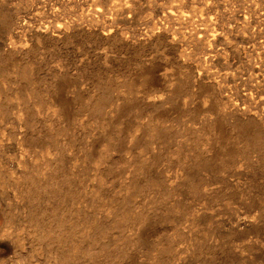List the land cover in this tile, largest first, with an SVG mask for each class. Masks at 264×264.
<instances>
[{
    "label": "rangeland",
    "instance_id": "374dc122",
    "mask_svg": "<svg viewBox=\"0 0 264 264\" xmlns=\"http://www.w3.org/2000/svg\"><path fill=\"white\" fill-rule=\"evenodd\" d=\"M0 264H264V0H0Z\"/></svg>",
    "mask_w": 264,
    "mask_h": 264
}]
</instances>
